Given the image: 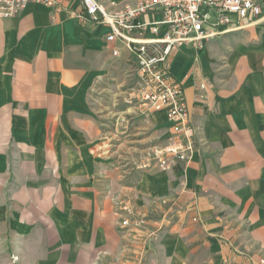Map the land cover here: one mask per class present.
I'll return each mask as SVG.
<instances>
[{"label":"crops","instance_id":"obj_1","mask_svg":"<svg viewBox=\"0 0 264 264\" xmlns=\"http://www.w3.org/2000/svg\"><path fill=\"white\" fill-rule=\"evenodd\" d=\"M56 1L0 15V264H139L144 248L143 264H264V17L173 53L197 149L162 170L140 160L172 135L166 112L104 93L128 51L82 0ZM125 207L142 231L120 229Z\"/></svg>","mask_w":264,"mask_h":264},{"label":"built area","instance_id":"obj_2","mask_svg":"<svg viewBox=\"0 0 264 264\" xmlns=\"http://www.w3.org/2000/svg\"><path fill=\"white\" fill-rule=\"evenodd\" d=\"M55 6L56 0H0V15L19 14L30 3ZM79 18L84 23L109 28L106 40L119 56L122 45L136 65L134 93L139 101L167 114L172 135L155 157L143 167L157 164L168 169L187 161L197 149V130L191 124L184 83L174 76L171 59L177 48L192 43L203 48L206 41L264 17L259 0H140L119 9L108 8L99 0H82ZM205 85L202 83L201 88ZM140 227L143 219L135 218ZM125 220L124 224H129ZM14 257L7 264H15Z\"/></svg>","mask_w":264,"mask_h":264},{"label":"rangeland","instance_id":"obj_3","mask_svg":"<svg viewBox=\"0 0 264 264\" xmlns=\"http://www.w3.org/2000/svg\"><path fill=\"white\" fill-rule=\"evenodd\" d=\"M131 66V70L130 73H128V70H119L115 72V79L113 80V83L110 84L111 87V91H106L104 93H126L127 94V98H126V102H128L130 105H137L138 107H141V113L144 117H148L150 112L152 110H154L153 108L149 107L148 105H144L142 104L138 97L136 96V93H134V89L137 83V71H136V66L133 63H130ZM119 103L121 104V102H116V105H119ZM169 142V139H167V141L165 143H160L157 145H149L148 147L145 148V150H143V155L141 158V167H143V163L147 162L151 159H154L155 154L154 152L158 151V149H162V147L166 146ZM139 164V165H140ZM173 167V166H172ZM172 167L168 168V169H164L161 168L162 170H170ZM172 197H162L160 198V206L162 207L160 209V224L162 221L168 219V221H170L169 223H172L174 221V219L177 217L178 213L183 212L182 208L178 209L176 208L177 204H175L176 206L174 207V204L172 203ZM171 199V200H170ZM170 200V201H168ZM124 211H126V213L124 215H122L119 223H120V229L122 231H128V230H134V229H140L141 231L144 229L147 221H149V217L147 215L144 214H137L136 212H134L133 210H131L130 208H123ZM173 217V218H172ZM135 218L137 219H143L144 223L140 226L137 227L135 225ZM133 220V221H129V224H124L125 220ZM161 226V225H160ZM168 226L166 225H162V227H160V235H162L168 228ZM144 255L141 256V262L139 264H143L145 257H146V248H144ZM104 253H100L99 257L96 259V262L94 264H103L104 262Z\"/></svg>","mask_w":264,"mask_h":264}]
</instances>
